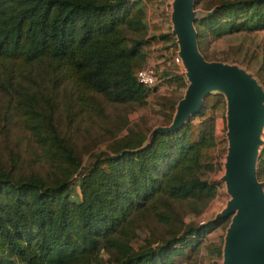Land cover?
<instances>
[{"label":"trees","instance_id":"16d2710c","mask_svg":"<svg viewBox=\"0 0 264 264\" xmlns=\"http://www.w3.org/2000/svg\"><path fill=\"white\" fill-rule=\"evenodd\" d=\"M194 5L210 12L194 22L206 59L233 63L228 56L209 58V43L264 31V0ZM151 28L149 36L142 0H0V103L5 99L8 107L4 114L0 106V128L11 113L30 148L27 154L8 152L4 160L0 152V264H178L206 229L217 226L219 220L184 221L216 193L203 177L224 149L222 136L214 135V117L224 110L217 93L171 132L148 138L152 125L121 121L116 126H125V133H109L107 151L82 165L83 151L73 137L76 116L101 118L104 103L141 107L157 90L139 84L135 73L150 44L175 42L160 24ZM161 66L160 82L183 89L173 65L164 60ZM65 83L71 95L60 101ZM157 98L156 123L167 125L179 96ZM73 176L77 199L69 189ZM256 177L264 188V146ZM221 246L220 240L206 252L220 257Z\"/></svg>","mask_w":264,"mask_h":264},{"label":"water","instance_id":"95a60500","mask_svg":"<svg viewBox=\"0 0 264 264\" xmlns=\"http://www.w3.org/2000/svg\"><path fill=\"white\" fill-rule=\"evenodd\" d=\"M193 0L170 1V34L184 68L187 85L168 127L152 130L166 133L179 129L199 112L211 93L225 98L227 121L223 180L233 212L221 246V264H264V191L256 177V163L264 146V88L247 70L234 63L205 60L198 50ZM224 217H221L222 219Z\"/></svg>","mask_w":264,"mask_h":264},{"label":"rangeland","instance_id":"374dc122","mask_svg":"<svg viewBox=\"0 0 264 264\" xmlns=\"http://www.w3.org/2000/svg\"><path fill=\"white\" fill-rule=\"evenodd\" d=\"M167 1L168 0H142V3L145 6L147 35L150 36L152 34L151 32H153L151 28L152 24H160V31L162 33L170 32L171 23L170 21H167V14H165L163 11V6ZM193 10L202 11V13H198L199 15H197V17H202L207 14V12H209L207 10L205 11L201 9L200 7H196L194 5V0ZM159 44V50H157L158 56L164 58L166 64H169V57L172 52H177V46L175 45V47H173L172 45L168 46V44ZM151 45L154 44H150V47ZM206 54L209 58H212V55H214L216 57L228 56L234 59V64L250 72L264 88V83L262 82V80H264V31L256 33L231 34L217 38L209 43L206 49ZM204 59L207 61H218L212 59L209 60L206 58ZM224 63L230 64L229 62ZM170 84V86L162 85V88H158L155 92H152L148 96L147 102L141 107L127 108L104 103V113L102 114L101 118H97L91 114H89V118L87 114L77 115L75 127H73V137L75 143L83 151L81 152L82 165L87 166V164L93 161L95 154H101L102 152L107 151V145L110 144L112 140L108 138L109 133L114 134L115 137L121 136L126 131L125 126H130L139 120L143 121V123L146 122L147 126L152 125L150 132L155 129L159 130L161 128L168 127V124L159 125L156 123V121L161 118V113L157 105V97L174 95L175 97L179 96V100L184 90V88L181 90H175L174 85L172 83ZM217 94L221 95L223 98L224 110L221 116L214 117V135L222 136L224 139L222 143L224 149L222 151L216 152L213 158L212 170L206 173L203 177L209 183L215 185L216 193L200 213H188L184 217V221L186 223L192 222L194 224H205L215 220L219 221L217 222V226L212 227L211 229H206L205 234L202 235V237H200L198 240L199 243L197 248L193 250L187 249L185 251L184 254L187 255H185V257L182 258L178 264H221V256L216 257L212 254L209 255L206 252V247L210 248L212 245L219 243L220 240L223 243L224 232L233 213L229 207L231 196L227 193L225 182L223 180V163L227 146V139L225 138L227 131L225 98L222 94ZM70 95L71 89L69 88L68 84L65 83L64 86L61 85L59 87L60 101L69 99ZM3 105L5 114L6 109H8L7 101L5 99L4 102L0 103L1 107ZM103 116H105L107 119L104 120ZM9 117V121L5 123L4 120V126L0 128V152L2 154L3 160L4 156L8 152H18L19 150L21 153L27 154V152L30 151V148H28L29 140L27 132L21 128L18 120L15 117H11V113L9 114ZM190 117L192 116H189V118ZM121 121H125L127 125L119 128L116 125ZM82 148H86V150L84 151ZM77 180V177L73 176L69 183L70 194L75 199L79 197ZM221 217L224 218H222L220 221ZM154 228L157 229L158 235L163 231V229L159 226H155ZM141 239L142 236L136 238V240L133 241V246L137 248L141 244Z\"/></svg>","mask_w":264,"mask_h":264},{"label":"built area","instance_id":"2783aa9c","mask_svg":"<svg viewBox=\"0 0 264 264\" xmlns=\"http://www.w3.org/2000/svg\"><path fill=\"white\" fill-rule=\"evenodd\" d=\"M170 1L168 0L165 2L163 6V11L165 14H169L170 12ZM160 44L152 45L150 47V52L148 56L146 57L145 64L143 67H141L139 70L136 71L135 73V79L136 81L141 84L143 87L148 88V89H158L162 88L163 83L160 82L158 74L156 72V67L159 66L162 69L161 63L164 61V58L159 57L157 50H159L158 46ZM169 62L173 65L174 67V72L177 74H180L183 76L184 80V87L187 85V81L185 80V77L183 75L184 73V68L181 64V59L177 55L176 52H172L170 57H169ZM262 139L264 140V133L262 134Z\"/></svg>","mask_w":264,"mask_h":264},{"label":"crops","instance_id":"0c3cea01","mask_svg":"<svg viewBox=\"0 0 264 264\" xmlns=\"http://www.w3.org/2000/svg\"><path fill=\"white\" fill-rule=\"evenodd\" d=\"M169 16H170V12H169V14L167 15V21H168V22L170 21V19H169L170 17H169ZM169 33H170V32H169ZM258 82H259V81H258ZM259 155H260V154H259Z\"/></svg>","mask_w":264,"mask_h":264}]
</instances>
